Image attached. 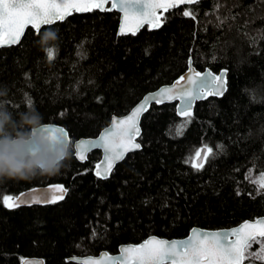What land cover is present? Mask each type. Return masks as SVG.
Returning <instances> with one entry per match:
<instances>
[{"label": "trees", "instance_id": "1", "mask_svg": "<svg viewBox=\"0 0 264 264\" xmlns=\"http://www.w3.org/2000/svg\"><path fill=\"white\" fill-rule=\"evenodd\" d=\"M118 23L114 11H91L28 29L17 46L0 49V101L14 113L36 108L44 124L63 126L74 141L97 136L112 116L178 79L189 60L199 71H226V91L184 116L173 104L151 106L140 123L141 150L106 180L93 174L98 151L81 164L72 150L58 175L0 183V264L29 257L75 264L73 256L116 254L149 236L182 239L193 227L231 228L264 216V192L245 178L250 169L264 174L262 0H199L136 35L118 37ZM46 31L56 40L41 45ZM50 184L67 189L62 202L4 205V197Z\"/></svg>", "mask_w": 264, "mask_h": 264}, {"label": "snow or ice", "instance_id": "2", "mask_svg": "<svg viewBox=\"0 0 264 264\" xmlns=\"http://www.w3.org/2000/svg\"><path fill=\"white\" fill-rule=\"evenodd\" d=\"M181 2H198V0H0V47L5 44H17L24 34V29L31 25L39 31L41 25L52 24L56 20L64 19L70 11H90L93 8L101 11L119 10L124 13L127 20L130 13H139L144 23L159 27L162 17L156 15V10L163 8L165 11L170 7L178 6ZM105 3H111L112 9H106ZM264 3V0H262ZM191 13L185 12L184 15ZM121 35L128 34L121 28ZM131 34H135L132 32ZM53 56L49 51V58ZM219 83L215 91L221 94L223 88L222 76L214 77ZM190 84L195 81L190 80ZM171 89L162 90L167 94ZM184 95L189 96V93ZM145 102L138 106L126 119L114 120L112 128L100 137L99 146L104 147L106 153L107 168L105 173L97 172L100 178H107L106 172L111 170L112 165L123 158L125 150L139 148L140 145L131 143L133 134H138L136 127L138 117L145 110ZM41 132L50 134L53 138H60L69 142L68 133L60 127L44 126ZM131 144V148L128 145ZM98 146L94 141L81 140L75 143L76 156L80 160L86 158V153L91 147ZM211 153V149L207 150ZM201 153H197L199 156ZM259 185L264 188V174L259 178ZM52 199L44 198L45 202L55 203L64 198L66 189L56 186L53 190ZM6 207H18V198L4 197ZM35 202H40L39 200ZM235 237L236 239H230ZM264 238V220L255 223H245L240 229L221 236L220 233L195 232L187 241L167 242L160 239H149L138 247H126L121 249L120 257H107L106 260H87L81 264H242L245 250L253 243ZM264 242V241H262ZM27 264V262H25Z\"/></svg>", "mask_w": 264, "mask_h": 264}, {"label": "water", "instance_id": "3", "mask_svg": "<svg viewBox=\"0 0 264 264\" xmlns=\"http://www.w3.org/2000/svg\"><path fill=\"white\" fill-rule=\"evenodd\" d=\"M82 2H87V0H82ZM146 2H151V0H146ZM195 3H197V2H181V3H178V6L170 7L166 11L163 8L157 9L156 15L162 17V22H161L159 27H154L152 24L144 23L142 21V18L139 15V13H130L127 20H125L124 19V13L119 11V10H106V12H113L114 11L118 14L119 23H118V27H117V36L119 37V36L133 35V34H131L132 32H134L135 33L134 35H136L137 33H139L144 28H146L150 31L157 30L162 26V24L164 22L163 19L168 14L169 11H171L172 9L182 8L184 6L193 5ZM104 7L106 9H112V4L111 3H105ZM91 11L104 12V11H101V10L96 9V8H93L90 11H77V10L73 9L70 11V14H68L64 19L56 20L52 24L41 25L39 30L42 27L50 26V25H53V24L58 23V22H63L68 17L72 16L73 14L84 15V14H87ZM122 26H124V30L128 34H126V35L120 34ZM28 29H32L35 32H38L31 25H28L24 29V34ZM24 34L20 37V41L22 40ZM20 41H19V43H20ZM19 43L11 44V45L5 44V46L0 47V49L8 48V47H14V46H17ZM219 76H222V78H223V88L221 90V94L216 95L215 91L217 89L219 82L216 79H214V77H219ZM190 80L195 81V83L190 84L189 83ZM226 86H227L226 71L222 70L218 73H214L208 68L203 70V71H199L192 65L191 60H189L187 70L178 79L174 80L173 82H171L169 84L162 85V86L158 87L157 89L144 94L142 96V98L126 114L121 115V116H112L108 125L106 127H104L99 132V134L97 136H95V137H81V138H78L74 141H72L71 138L69 137V143L72 145L74 157L79 163L82 164L87 160V157L90 153L98 151L100 153V158H99V161L94 166L93 174L96 178H98L100 180H106L109 178L110 174L113 172L115 167L117 165H119L120 163H122L123 160L128 155L141 150V144L139 142V138L141 136L140 123H141L142 117L150 109L151 106H153V105L162 106V105H172L173 104L175 106V111H176L177 115L178 116H184L186 114L191 113L194 110L196 103L203 101L205 98H207L209 96L221 98L226 91ZM164 89H171V91L167 94H162V90H164ZM185 93H189L190 95L186 96V95H184ZM146 98H148V102L145 106V110L142 111V113L139 115L137 125H136V127L138 128V134H135V133L133 134V139L131 142V143L140 145V147L134 148L132 150H125L123 158L119 161H116L112 165L111 170L106 172L107 178H100L97 175V172L99 171L101 173H105V170L108 166L106 163V156L108 154L106 153L104 147L99 146L101 135L112 128V124H113L114 120H117V121L123 120V119H126L129 115H131V113L138 106H140L142 103L145 102ZM45 125L63 128L68 133V131L63 126H61L59 124L47 123ZM81 140L94 141L98 145L96 147L90 148V150L86 153V158L84 160H80L76 156L75 143L79 142ZM128 147L131 148V144H129ZM199 153H201V154L199 156H197V158L195 160L197 167H200L203 164L204 157L206 154V148H202ZM56 186H63V185L62 184H50V185L34 187L32 189L25 190V191L21 192L20 194H18L17 196H15L13 198H18V203H19L18 207L48 206L52 203L51 202H45L44 198L48 197L49 200L52 199V196H53L52 190ZM66 194H67V189H66ZM66 194L64 195L63 199L58 200L55 203L62 202L65 199ZM37 200H39L40 202H35ZM12 208H14V207H12ZM258 220H264V216H260V217H257V218L251 219V220L243 221L242 223H240L234 227H231V228L210 230V229H203V228H199V227H193L190 229L188 235L182 239H167V238H162V237H158V236H149L137 244L120 245L118 247V252L116 254H110L107 251H101L97 255L73 256L69 259V261H71L72 263H75V264H81V262L87 261V260H106L107 257H113V258L120 257L122 255L121 249L126 248V247H138L139 245L145 243L149 239H160V240L167 241L169 243H171L173 241L179 243L182 241H187L195 232H198L200 234L215 232V233H220L221 236L223 237L224 235L231 233L235 229H240L245 223H255ZM229 238L230 239H236L235 237H229ZM25 262H27V264H44L43 259L37 258V257L25 258L21 262V264H25ZM242 264H244V254L242 257Z\"/></svg>", "mask_w": 264, "mask_h": 264}, {"label": "clouds", "instance_id": "4", "mask_svg": "<svg viewBox=\"0 0 264 264\" xmlns=\"http://www.w3.org/2000/svg\"><path fill=\"white\" fill-rule=\"evenodd\" d=\"M55 40L56 33L46 31L40 44L50 45ZM44 126L43 116L36 108L29 106L14 113L0 101V183L55 176L67 166L72 145L41 132Z\"/></svg>", "mask_w": 264, "mask_h": 264}, {"label": "rangeland", "instance_id": "5", "mask_svg": "<svg viewBox=\"0 0 264 264\" xmlns=\"http://www.w3.org/2000/svg\"><path fill=\"white\" fill-rule=\"evenodd\" d=\"M262 174L254 172L252 169L246 173V181L255 187L256 193H263L264 188L259 185V178ZM264 238L253 242L244 252V264H264Z\"/></svg>", "mask_w": 264, "mask_h": 264}]
</instances>
